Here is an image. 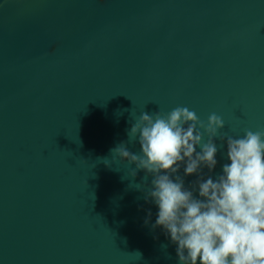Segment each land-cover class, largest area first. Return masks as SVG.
<instances>
[{"label":"water","instance_id":"95a60500","mask_svg":"<svg viewBox=\"0 0 264 264\" xmlns=\"http://www.w3.org/2000/svg\"><path fill=\"white\" fill-rule=\"evenodd\" d=\"M99 3L0 0V264H180L153 175L112 150L177 106L264 131V0ZM213 142V170L170 177L197 199L230 164Z\"/></svg>","mask_w":264,"mask_h":264},{"label":"clouds","instance_id":"9594fccd","mask_svg":"<svg viewBox=\"0 0 264 264\" xmlns=\"http://www.w3.org/2000/svg\"><path fill=\"white\" fill-rule=\"evenodd\" d=\"M224 126L216 113L205 122L183 106L167 113L144 111L128 133L130 141L139 138L141 154L123 143L112 150L153 175L145 197L159 208L153 228L162 227L178 245L180 264H264V131L246 129L242 137H233L220 132ZM216 136L227 138L230 164L215 181H198L203 199H197L181 177H170L185 161V175L197 173L201 165L213 170Z\"/></svg>","mask_w":264,"mask_h":264},{"label":"rangeland","instance_id":"374dc122","mask_svg":"<svg viewBox=\"0 0 264 264\" xmlns=\"http://www.w3.org/2000/svg\"><path fill=\"white\" fill-rule=\"evenodd\" d=\"M98 1L100 2L99 4H102L104 6L107 5L106 3H108V0H98Z\"/></svg>","mask_w":264,"mask_h":264}]
</instances>
